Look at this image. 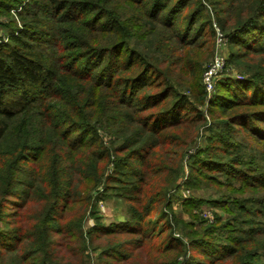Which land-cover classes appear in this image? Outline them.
<instances>
[{
	"label": "trees",
	"instance_id": "16d2710c",
	"mask_svg": "<svg viewBox=\"0 0 264 264\" xmlns=\"http://www.w3.org/2000/svg\"><path fill=\"white\" fill-rule=\"evenodd\" d=\"M229 2L212 12L230 45L228 62L252 77H230L216 86L206 105L212 126L205 146L190 158L188 184L209 186L211 174L220 173V195L210 202L229 211L233 224L212 226L230 232L223 246L191 238L190 249L197 248L207 263L187 264H264V169L246 166L245 149H253L249 140L238 142L241 132L264 140V79L257 76L264 59L252 64L264 54V0ZM0 7L20 21L0 40V264H89L88 247L97 249V235L109 233L128 234L162 253L156 236L176 240L171 231L177 221L169 218L171 209L164 210L166 194L184 146L205 121L194 104L205 103L197 87L204 49L188 37L193 32L215 41L202 0H0ZM168 12H186L183 29L179 15ZM233 84L238 89L228 87ZM172 128L184 132H177L172 149L161 151ZM101 129L110 135L107 144ZM215 151L221 161L211 155ZM22 163L27 166L21 174ZM101 185L105 194L117 190L127 219L102 227L91 208L95 222L84 235L83 217L64 220L73 206L88 211ZM200 202L190 198L184 208ZM191 224H184L187 235ZM53 234L74 240L77 248H67L71 261L59 259ZM170 248L177 256L184 245Z\"/></svg>",
	"mask_w": 264,
	"mask_h": 264
},
{
	"label": "rangeland",
	"instance_id": "374dc122",
	"mask_svg": "<svg viewBox=\"0 0 264 264\" xmlns=\"http://www.w3.org/2000/svg\"><path fill=\"white\" fill-rule=\"evenodd\" d=\"M211 1L217 2V4L211 5ZM246 0H241V2H245ZM202 5L205 7V12H203V16L206 15V20H209L212 23V26L215 29V41L212 44L207 43V40L202 35H197L193 32H189L188 37L194 38L197 41H200V45L204 49V63L201 67L200 72V81L197 83V87L199 89H203V93L205 92V103L203 105H199L194 101V104L197 105L199 109L203 111V115L205 116V121H202L200 125L199 131L197 134H192V140H190L183 148L182 158L179 162L178 174L175 179L174 185L168 189L166 194V201L170 203L168 206L164 204V210L171 209V213L169 212V218L176 219V226L173 231H171L172 237L176 238V240H172V238H167L164 234L160 236H156L155 239L158 240V245L163 249L161 253L159 250L152 249L147 244H139L137 243L138 239L133 240V238L128 234H116L109 233L105 236H100L97 234V238H95L94 245L98 248L92 250L91 247H88V254L86 252L85 258L89 264H169L175 261L176 264H187L190 261H202L207 263V258H205L198 250L190 249L188 241L193 238L201 239L206 238L205 241H213L214 245L223 246L226 242V237H229L230 232L221 228H212L214 224L218 221V223H228L233 224L232 219L230 217V212L226 209L221 208L220 205L211 204L212 199H218L220 192L218 188L222 184L224 177L221 176L218 172H213L208 178L209 186L205 185V182H199L196 186H190L188 184V178L191 173V156L206 144L207 135L210 133L209 128L212 126L211 118L208 116V112L206 111V105L208 101L213 97L216 91V86H218L219 82H224L226 79L230 77L245 79L246 77H252V73L248 72V69H244L243 66L237 67L236 65H232L228 62V58L230 57V45L227 41V38L222 36V31L218 28L217 24V14H213V9L216 11H220L226 9L230 4L229 0H202ZM13 10V9H12ZM186 14V12H183ZM183 13H176L172 16L171 12H168V17H176L178 16V21L180 27L183 29L186 23L185 17H183ZM219 17H223V14ZM204 18H200L195 22L194 26H199L201 20ZM17 25L20 26V21L18 20V16H16L11 10L6 12L3 7H0V40L6 38L7 31H14L13 27ZM187 33V32H186ZM209 46L208 51L205 50L206 47ZM199 48L197 47V50ZM234 51H238L239 49H233ZM181 51V50H180ZM182 52V51H181ZM252 64H257L258 62H262L261 59H264L263 55L255 56ZM248 59V58H246ZM243 61V60H242ZM223 62V65H222ZM166 67V65H164ZM174 69H179L177 66ZM211 70L209 84L210 88L204 84V79L207 76V72ZM261 74L259 79H264V69H259ZM151 75V74H150ZM241 76V77H240ZM246 76V77H245ZM245 84H242V87ZM264 86V84H263ZM228 87H234L238 89L237 85L233 84ZM188 89V88H187ZM264 92V87L262 88ZM150 91V89H148ZM182 92L190 94L188 90H182ZM147 112H145L146 114ZM144 114V115H145ZM187 115V114H182ZM189 125V124H188ZM189 127V126H188ZM189 131L187 129L186 133ZM178 133H183L184 129H176L172 128L168 134L170 138L165 140L164 146L161 151H167L173 148V138ZM99 134L103 138L104 141H107L110 138L109 134L104 132L103 129L100 130ZM239 137L243 138L238 142L244 143V141L249 140L250 145L253 150L245 149L246 151V166L254 168L257 163L264 169V161L260 160V158L264 157V140L262 141H254L251 139V136L248 134L241 132ZM228 138V137H227ZM211 155L216 159L220 160L221 152L215 151L211 152ZM224 159V158H223ZM27 164L22 163L20 167V173L22 174L25 170ZM222 166V165H221ZM242 168L244 166H241ZM203 169V168H202ZM108 173V172H107ZM193 175H199L192 169ZM251 173V172H250ZM250 175V174H248ZM167 177L165 178V182ZM212 180H215V185L212 184ZM220 184H218V183ZM113 185V184H112ZM102 185L100 186V190L98 192V199L93 202L92 207H88V211L83 213V210L79 206H73V208L67 213V217L65 218V222H70V218H82V228L81 231L84 235H86L90 226L95 222L94 215L89 213V210H95L96 214L99 216L98 222L101 223L102 227H108L109 225L118 224L119 221H123L127 219V204L123 200V198L119 195H116L115 189L109 188L108 194L103 192ZM157 188H154L150 191L153 193ZM249 194L242 193V197H248ZM198 199L201 202L198 204L199 206H193L188 209L184 208L185 201L189 199ZM12 207L9 206L5 208V213H9ZM92 208V209H91ZM92 213V212H91ZM15 222L19 224L18 217L13 216ZM6 220L10 221L12 224V219L10 215H6ZM185 223H192L189 226L191 230L189 235H187V227L184 225ZM8 224V223H7ZM2 225L3 228L7 225ZM26 228L31 227L32 220H28L25 224H23ZM206 227L208 230H201ZM6 229V228H5ZM199 231V235H193V232ZM92 235V236H93ZM54 237V247H61L59 252V259L62 263H66V261H71L69 253L67 252L68 247L77 248L74 240L67 235H59L53 234ZM184 245L183 252L180 255L175 256L176 252L173 248H170L173 244ZM60 241L64 242L63 246H58ZM90 241V240H89ZM222 242V243H221ZM224 243V244H223ZM227 244V243H226ZM215 248V247H214ZM110 249H117L118 251L114 256H106L104 254L105 251H109ZM218 249V248H215ZM3 264H7V261Z\"/></svg>",
	"mask_w": 264,
	"mask_h": 264
},
{
	"label": "built area",
	"instance_id": "2783aa9c",
	"mask_svg": "<svg viewBox=\"0 0 264 264\" xmlns=\"http://www.w3.org/2000/svg\"><path fill=\"white\" fill-rule=\"evenodd\" d=\"M222 65H223V62H222ZM210 73H211V70H209V71L207 72V76H206V78L204 79V84H205V86L207 87V89L210 88V84H209Z\"/></svg>",
	"mask_w": 264,
	"mask_h": 264
}]
</instances>
